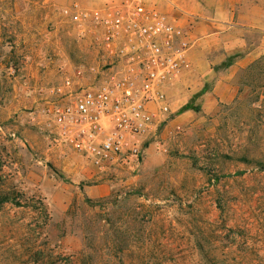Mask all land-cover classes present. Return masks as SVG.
Returning <instances> with one entry per match:
<instances>
[{
	"label": "rangeland",
	"instance_id": "374dc122",
	"mask_svg": "<svg viewBox=\"0 0 264 264\" xmlns=\"http://www.w3.org/2000/svg\"><path fill=\"white\" fill-rule=\"evenodd\" d=\"M71 1L0 0V264H264V0H239L244 26L226 40L246 45L201 53L192 93L187 38L182 106L132 173L52 148L37 111L66 74L96 75L91 39L63 15ZM199 1L212 11L219 0ZM250 50L229 82L238 98L208 111L220 76Z\"/></svg>",
	"mask_w": 264,
	"mask_h": 264
},
{
	"label": "built area",
	"instance_id": "2783aa9c",
	"mask_svg": "<svg viewBox=\"0 0 264 264\" xmlns=\"http://www.w3.org/2000/svg\"><path fill=\"white\" fill-rule=\"evenodd\" d=\"M63 15L91 39L97 66H89L91 82L83 66L66 74L37 109L52 148L68 147L98 170L135 172L180 99L189 50L183 28L148 0H72Z\"/></svg>",
	"mask_w": 264,
	"mask_h": 264
},
{
	"label": "crops",
	"instance_id": "0c3cea01",
	"mask_svg": "<svg viewBox=\"0 0 264 264\" xmlns=\"http://www.w3.org/2000/svg\"><path fill=\"white\" fill-rule=\"evenodd\" d=\"M149 2L158 6L162 11L167 12L172 18H174L183 28L186 38H189L194 43L189 51L191 69L186 72V76L190 77L188 81L190 93L196 88H191L192 84H196L195 82H197L192 76H196L198 73V67L201 64V62H199V55L201 53L218 46H224L233 51L237 50L236 48L238 47L246 45V43H243L241 35L234 38H232V35H229V37H231L229 39L231 40H226L228 34H231L234 31L233 28L244 26L234 22L236 7L239 0L228 2L219 0L212 11H208L206 5L199 0H149ZM262 48L263 47L260 46V53L263 52ZM255 52V50L245 52V55L240 56L229 64L228 70H233L232 73L228 74L226 72L227 75L220 76V84L223 85L226 83L227 88L221 90V88L219 89L220 84L216 86V94L214 96L216 101H209L206 103V107L211 108L208 111L213 110L212 108L218 103L224 102L230 105L234 103L236 98H238L239 89L235 88L232 84H229V82L232 83L237 71L241 67L247 66L255 60ZM202 63L205 64V62ZM182 93L183 88L181 94ZM177 102H180V104ZM182 102V97L180 96V99L173 103L172 110L182 106ZM29 130V128H24L23 131L24 135L27 137H29L32 132Z\"/></svg>",
	"mask_w": 264,
	"mask_h": 264
}]
</instances>
